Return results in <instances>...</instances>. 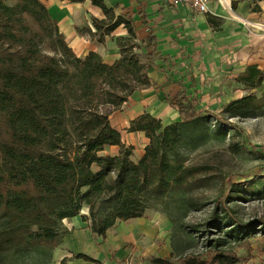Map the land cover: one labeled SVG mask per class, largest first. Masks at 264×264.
Instances as JSON below:
<instances>
[{
    "label": "trees",
    "instance_id": "obj_1",
    "mask_svg": "<svg viewBox=\"0 0 264 264\" xmlns=\"http://www.w3.org/2000/svg\"><path fill=\"white\" fill-rule=\"evenodd\" d=\"M241 1L247 0L231 6ZM91 2L105 19L92 18L95 31L78 28L79 34L102 43L121 25L128 31L116 39L120 57L111 65L94 52L76 56L40 0L14 5L0 0V264H52L54 251L71 232L65 220L80 216L99 245L117 222L146 217L151 210L170 220L172 256L180 264L238 263L231 244L247 247L258 233L264 238V219L245 222L228 203L244 195L264 198V182L233 188L217 198L203 224L191 223V215L208 205L199 191L212 177L209 166L189 164L184 152L192 143L188 138L197 134L196 143L206 137L207 119L237 129L229 118H254L264 110V91L261 97L253 92L263 85L264 70L252 64L238 74L235 80L246 94L225 102L222 117L197 110L182 93L167 98L177 106L179 121L163 126L151 114L138 116L128 132H144L149 143L134 162V148L123 143L110 113L136 90L148 88L150 67L167 58L152 28L139 47L133 22L115 19L103 0ZM207 22L221 25L210 15ZM107 146H117L118 153L100 154ZM84 207L87 215L80 214ZM214 230L218 237L208 239ZM200 243L203 250L194 253ZM70 259L102 264L83 253ZM147 259L175 264L171 257Z\"/></svg>",
    "mask_w": 264,
    "mask_h": 264
},
{
    "label": "crops",
    "instance_id": "obj_2",
    "mask_svg": "<svg viewBox=\"0 0 264 264\" xmlns=\"http://www.w3.org/2000/svg\"><path fill=\"white\" fill-rule=\"evenodd\" d=\"M40 1L45 4L76 56L84 58L89 52H94L108 65L119 59L116 39L128 36L124 25L105 35L102 43L87 34L78 33V28L89 26L95 31L92 18L105 19L104 12L91 0L73 3L68 0ZM103 1L108 9L113 10L115 19L122 17L135 24L136 36L142 43L152 28L158 38L159 50L167 58L150 67L151 84L148 88L136 90L120 108L110 113V123L120 132L121 140L134 147L131 156L134 162L142 158L149 143L144 132H128L131 122L138 116L151 114L160 119L163 126L179 121L177 106L167 101L179 93L192 101L197 110L222 111L225 102L239 99L246 92L235 80L239 73L252 64L264 70V0L241 1L236 8L231 4L237 0H228L230 7H222L220 16H212L220 19L219 27H212L207 16L203 15H197V23L191 26L192 14L187 8H172L162 0ZM16 2L6 0L9 5ZM256 26L262 28L259 30ZM238 86L242 89L239 95L234 91ZM118 150L117 146H107L100 154H117ZM80 214L87 215L88 209L84 207ZM165 217H139L124 223L117 222L99 245L82 218L74 217L67 220H73L68 227L71 232L54 251L52 264H93L82 259H70L81 253L102 264H117L108 259L110 253L115 252V258L119 255L124 257L130 244L137 246L139 253L153 254L156 250L154 238L162 236V218ZM165 219L169 221L167 217ZM64 224L67 226L66 220Z\"/></svg>",
    "mask_w": 264,
    "mask_h": 264
},
{
    "label": "rangeland",
    "instance_id": "obj_3",
    "mask_svg": "<svg viewBox=\"0 0 264 264\" xmlns=\"http://www.w3.org/2000/svg\"><path fill=\"white\" fill-rule=\"evenodd\" d=\"M259 30L260 26H256ZM262 30V29H261ZM134 43L139 47L142 45L140 39L136 36ZM136 54L143 56L140 48H136ZM241 87L234 91L242 94ZM264 85L255 89L253 92L259 97L263 96ZM244 92L242 95H245ZM220 115L221 111H213ZM229 121L237 129H233L229 125L222 126L213 118L205 121L206 137L202 140H195V134L190 146L185 150V155L188 157V163L205 164L210 168V176L212 180L210 185L199 191V194L207 201V207L202 212L192 214L190 221L194 224H203L210 217L211 208L219 196H226L234 190H242L249 188L255 184L256 180L264 182V110L258 113L254 118H229ZM124 143V142H123ZM197 144V146H196ZM196 146V147H195ZM134 148V147H133ZM112 150H110V153ZM233 186V187H232ZM232 187V188H231ZM241 194V193H240ZM246 199L230 198L228 205L233 207L235 213L247 222L253 219H264V198L259 199L254 196L244 195ZM158 211H148L146 217L151 219L153 216H162ZM164 217V216H163ZM166 218V217H165ZM162 218L164 223L160 233L162 236L154 238L156 242V250L153 254L139 253L137 246L128 245V253L122 257L119 255L115 258V252H111L108 259L115 261L117 264H149L147 258L162 257L170 258L175 264H180L175 256H172V246L170 238L172 234V224ZM67 227L71 226L72 221H67ZM65 225V224H64ZM167 226L168 228H164ZM259 228V226H256ZM214 230L209 234L208 239L213 240L219 234ZM206 238V237H205ZM200 239V242H205V239ZM203 240V241H202ZM250 245L245 247L240 243H232V249L239 257L236 264H262L264 262V238L260 233L256 237L249 238ZM200 246L195 248L194 253L202 251Z\"/></svg>",
    "mask_w": 264,
    "mask_h": 264
},
{
    "label": "built area",
    "instance_id": "obj_4",
    "mask_svg": "<svg viewBox=\"0 0 264 264\" xmlns=\"http://www.w3.org/2000/svg\"><path fill=\"white\" fill-rule=\"evenodd\" d=\"M169 7L182 6L187 8L192 14L189 21L190 25H195L197 15L220 16V9L229 8L228 0H162Z\"/></svg>",
    "mask_w": 264,
    "mask_h": 264
}]
</instances>
